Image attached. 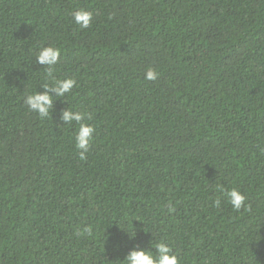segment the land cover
I'll use <instances>...</instances> for the list:
<instances>
[{
    "label": "trees",
    "instance_id": "16d2710c",
    "mask_svg": "<svg viewBox=\"0 0 264 264\" xmlns=\"http://www.w3.org/2000/svg\"><path fill=\"white\" fill-rule=\"evenodd\" d=\"M46 46L76 86L41 119L24 99L52 84ZM66 108L92 116L86 159ZM161 240L180 264H264V0H0V264Z\"/></svg>",
    "mask_w": 264,
    "mask_h": 264
},
{
    "label": "clouds",
    "instance_id": "9594fccd",
    "mask_svg": "<svg viewBox=\"0 0 264 264\" xmlns=\"http://www.w3.org/2000/svg\"><path fill=\"white\" fill-rule=\"evenodd\" d=\"M92 19V13L86 10H78L73 13V21L81 29L89 28ZM60 57L61 49L53 46L42 47L36 55V64L43 66L45 75L52 80V84L51 86L43 85L42 92L37 91L27 95L24 103L29 111L37 113L41 119L50 115V110L53 109L57 98L64 97L76 86L75 79H55L53 77L55 66L59 63ZM156 78L157 72L154 69H148L146 79L151 81ZM60 119L63 125H71L73 122L78 125V130L74 135L75 147L79 150L80 158L86 159L95 127L85 121L91 120L92 116L66 108L61 111ZM227 198L233 210L237 212L246 207L245 195L235 188L227 192ZM220 203V199H216L214 206L219 207ZM173 211H175L174 208H169V212ZM152 247L155 249V254L151 250L140 249L138 246L134 247L123 259V264H180L178 256L174 254L172 247L165 241L161 240Z\"/></svg>",
    "mask_w": 264,
    "mask_h": 264
}]
</instances>
